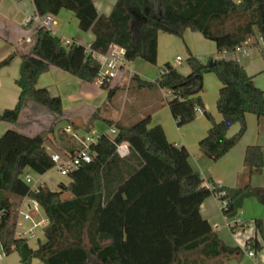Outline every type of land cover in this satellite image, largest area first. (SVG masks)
<instances>
[{
	"label": "trees",
	"instance_id": "obj_1",
	"mask_svg": "<svg viewBox=\"0 0 264 264\" xmlns=\"http://www.w3.org/2000/svg\"><path fill=\"white\" fill-rule=\"evenodd\" d=\"M32 1L39 14L55 16L62 9L73 12L78 28L93 35L92 51L104 53L117 44L124 48L128 62L140 58L155 64L159 32L179 38L186 30L198 32L215 44L217 54L234 52L249 37L264 40V0H116L108 15H99L93 0ZM14 56L11 53L0 60V68ZM20 57L15 81L20 89L18 100L13 108L0 112V122H17L26 100L55 115L63 114L60 96L37 86L39 77L50 68L90 83L99 72L96 58L85 52L83 44H64L60 36L42 28L34 32L32 43ZM208 61L188 50L187 74L165 62L166 70L154 81L134 75L128 85L171 91L172 95L162 100L178 127L202 113L210 127L199 140L198 150L216 162L245 132L247 113L264 117V90L255 86L253 76L237 59L213 58L211 66ZM207 73L220 82L216 100L219 121L202 99ZM123 77L126 80L127 74ZM112 82L100 84L108 97L119 88ZM105 121L115 134H99L89 144L91 160L70 170V182L59 183L57 191L43 183L33 188L25 180L26 168L41 175L54 167L45 136H27L13 128L0 136V244L5 255L17 252L22 264L35 258L44 264H225L243 251L226 246L217 237L202 218L200 206L216 195L225 201L222 215L235 219L248 197L264 205V186L247 182L233 188L205 187L200 172L188 161L186 147L169 142L160 125L149 126L150 114L130 124ZM235 124L238 131L228 135ZM122 143L129 148L125 157L117 153ZM81 147L79 142L76 151ZM74 154V150L67 152L68 158ZM243 164L248 177L261 173L262 147L247 146ZM63 192L71 197L62 198ZM24 198L35 200L47 219L45 241L36 249L29 246L27 238L15 236L18 207ZM253 222L262 231V221ZM243 226L233 223L230 229L235 232ZM245 245L255 253L261 250L255 238Z\"/></svg>",
	"mask_w": 264,
	"mask_h": 264
},
{
	"label": "crops",
	"instance_id": "obj_2",
	"mask_svg": "<svg viewBox=\"0 0 264 264\" xmlns=\"http://www.w3.org/2000/svg\"><path fill=\"white\" fill-rule=\"evenodd\" d=\"M115 1L93 0V3L99 15H108ZM34 12L35 7L32 0H0V60L11 53L15 54L8 65L0 68V112L13 108L18 100L20 89L15 81L19 76L20 56L30 46V44L22 41L27 30L25 18ZM55 17L61 21L58 29V34L61 38L82 44L90 43L93 40V35L90 31L82 32L78 28V20L73 12L62 9ZM185 43L195 55L217 53L215 45H211L198 32L186 30L182 40L159 32L157 37V57L160 64H164L169 60L173 61V52H176V56H181L185 59ZM252 48L256 47L252 46ZM223 54L226 59L231 58L229 56L230 53ZM255 60L242 58L241 64L247 73L253 76L255 86L264 90L263 74H261L264 69L260 64L255 67ZM131 63L129 62V66ZM122 73L112 82L113 85L117 84L119 88L114 95L108 97V91L98 86L95 82H83L65 71L50 68L48 72L43 73L39 77L37 86L46 87L51 95L60 96L63 114L60 116L55 115L36 102L26 100L17 122L12 124L0 122V136L9 128H13L27 136L43 135L47 139V151L50 154L58 155L61 159H66L68 158L67 152L69 150L77 152L78 138L84 139L85 132L93 129L98 121L106 123L105 120H120L123 123L130 124L141 119L150 110L148 113L150 114L149 126L160 125L169 142L186 147L189 152L188 161L195 170L200 172L204 179L203 185L205 187L233 188L244 185L247 182L254 187L264 186V168L261 173L248 177L243 164L245 150L250 145L262 147L264 161V117L258 118L254 114L247 113L245 115L246 129L239 141L221 159L213 162L198 150L199 140L206 135L210 127V122L202 113H198L193 121L178 127L168 106L159 100V97H162L161 89L140 88L134 83L128 85V80H124L123 77L127 72L123 71ZM212 75L211 73L204 75L203 85L205 84L209 89L207 93L202 92L201 95L206 109L216 121H219L221 115L216 109V100L220 82L217 79L215 80ZM135 76L146 81V79L140 78L136 73ZM123 82H125V85H122ZM154 90H158L159 95H156ZM114 103L120 104L122 111L119 115H108V112L106 113L108 110L107 105L113 104L115 106ZM15 124L20 129H17L14 126ZM111 129L113 128L108 126L110 133ZM238 129V124L233 125L229 129L228 135H233ZM106 131L102 129L101 134L107 133ZM72 133L77 137H73ZM128 152L127 143L118 145L117 153L120 157L127 156ZM45 174L46 172L41 174L35 183H43L52 191H57L59 183L57 186L51 187L45 179H42ZM69 182L70 179L67 177L65 182L60 183L68 184ZM61 196L62 198H70L71 194L63 192ZM26 200L27 198H24L21 202L26 203ZM35 214H32L33 222L41 221V226H37L41 227V233H37L35 227L32 229L33 236L27 238L28 244L32 249H36L40 243L45 241L43 227L47 223L46 218L39 214L36 215L40 218L35 217ZM200 214L203 219L207 220L217 237L226 246L243 249L249 238H255L260 244L261 250L255 253L254 258L242 251L240 254L236 253L233 255L225 264H264V205L255 197L251 196L244 200L235 219H229L222 215L220 201L216 195H211L202 202ZM37 218L39 219L37 220ZM254 219L262 221V231L256 229L253 222ZM231 220H238L239 225H244L243 228L232 232L230 229ZM30 239L33 240V243L30 242ZM0 264L22 263L17 252H12L0 258ZM30 264L44 263L35 258L32 259Z\"/></svg>",
	"mask_w": 264,
	"mask_h": 264
},
{
	"label": "built area",
	"instance_id": "obj_3",
	"mask_svg": "<svg viewBox=\"0 0 264 264\" xmlns=\"http://www.w3.org/2000/svg\"><path fill=\"white\" fill-rule=\"evenodd\" d=\"M55 25L54 16L52 14H39L36 11L25 18V26L26 33L23 37L22 41L31 44L32 37L34 32L38 28H42L51 32L53 35H57L56 31L53 29ZM62 42L64 44H68L71 42H75L76 44H82L80 42H76L73 40H69L66 38H62ZM85 48V52L91 54L94 58H96L99 64V72L96 79L93 81L98 86L104 81L112 82L116 80L120 74L124 71L127 72V80L134 76L132 71L128 69L129 62L125 56V50L122 46L117 44L110 45L109 49L104 53H98L91 50L90 43L83 44ZM257 47L262 48V52H264V40L261 37L253 39L249 37L245 40V42L236 47L235 51L230 53L233 59H236L235 54L239 53L242 56H246L248 54V47ZM181 57L176 56L175 61L177 63L181 62ZM165 67H162L160 70V74L165 71ZM168 97H170L171 91L167 92ZM68 130V128H66ZM111 134H115L114 129H111ZM73 137H77L74 133H72ZM78 141L82 144V147L70 158L61 159L58 155L52 154L51 158L54 162V167L60 174L67 175L70 170H73L80 166L82 163H87L91 160V154L89 152V144L85 143L84 139H79ZM95 142V141H93ZM26 182L30 183L31 179L28 174L25 175ZM37 184V183H36ZM41 185L42 183H38ZM221 188V187H217ZM219 194H222L220 192ZM27 202H21L18 207V217L15 228V236L29 238L33 236V228L37 226H41V221L33 222V213H38L41 209L38 203L35 200L27 198ZM221 207L225 205V201H220ZM26 208V210L24 209ZM42 210V209H41ZM43 212V211H42ZM23 221H30L33 223L32 227H26ZM239 223L238 220H231V224ZM243 251L247 253L250 257H255V252L250 247V245H244ZM5 256V252L1 249L0 258Z\"/></svg>",
	"mask_w": 264,
	"mask_h": 264
},
{
	"label": "rangeland",
	"instance_id": "obj_4",
	"mask_svg": "<svg viewBox=\"0 0 264 264\" xmlns=\"http://www.w3.org/2000/svg\"><path fill=\"white\" fill-rule=\"evenodd\" d=\"M234 1H236V0H234ZM54 19L56 20V23L53 26V29L56 31L57 35L60 36L58 34V29H59V25H60V22L61 21L57 17H55ZM184 35H185V33L183 34V37L182 38H179V37H176V38L182 40L184 38ZM171 36H173V35H171ZM207 41L210 42L211 45H213V46L215 45L212 41H209V40H207ZM247 49H248V54L246 56H242L239 53H236L235 54V57L239 61V63L241 64L242 58H246V59H249V60L256 59L254 61V66L255 67H258L259 64H260V65H262V67L264 69V60H263L264 52H262V48L261 47L260 48H257V47L256 48L248 47ZM188 50L192 53V51L190 50L189 46L185 43L184 44V54L186 55V58L188 56ZM175 53L176 52H173V58H174L173 61L172 60H169L168 62L173 67H175L178 71H180L182 74H187L189 72V68H188V66L186 65V62H185L186 58L184 59V58H182L180 56L181 59H182V61L180 63H177L175 61V58H176V54ZM193 55L196 56V57H198L199 59H201L203 61H207L210 58L213 59V58L224 57V54H217V53H210L209 55H195V54H193ZM229 56L231 58L233 57L231 54H229ZM162 67H163V64H160V62L158 61V57H157V60H156V63L155 64L145 62V61H143L140 58H136L135 60H133L130 66L128 64V69L132 71V74L135 75V73H136V74H138L140 76V78L146 79V81H154L160 75V70H161ZM211 74H213V73H211ZM261 74H263V76H262V82L264 83V70L262 71ZM212 76H213V78L215 80L217 79V77L214 74ZM203 86H204L203 87V93L204 92L207 93V91L209 89L208 86H205V84ZM160 91L162 92L161 93L162 94V97L161 98L159 97V100L162 103L163 100L168 97V95H167V92L168 91L167 90H163V89H161ZM158 92H159L158 90H154V93L156 95L157 94L159 95ZM162 98H163V100H162ZM107 108H108V110L106 111V113L108 112V115H111V116L112 115L113 116L114 115H119L121 113V111H122L121 105L120 104H117V103L115 104V106L113 104H108L107 105ZM149 111L150 110H148L146 114H148ZM21 120H23V119H21ZM14 126L17 129H20L17 124H15ZM102 129L107 130L106 132L108 134H111L109 132V130H108L107 124L104 121H98L97 124H96V126L93 129H89L87 132H85V135H84V141H85V143L90 144L93 141H95L97 139L98 135L101 134ZM79 134H80V132H79ZM24 173H28L29 176H30V179H31L30 186H32L33 188H36L39 184H36L35 181L38 178H40V175L34 173L33 171H31L28 168L25 169ZM67 177H68L67 175L60 174L55 168H52V169H50V170H48L46 172V174L43 176L42 179H45L51 187H55V186H57L58 183L65 182L66 179H67ZM24 209L26 210V208H24ZM36 214H39L40 216H43L45 218L44 213L42 212L41 209ZM36 214H35V217H39ZM39 218H37V220ZM23 222H24V224H25L26 227L27 226H32V223L30 221H23ZM40 228L41 227H35V231L37 233H41V229ZM30 242L33 243V240L30 239Z\"/></svg>",
	"mask_w": 264,
	"mask_h": 264
},
{
	"label": "water",
	"instance_id": "obj_5",
	"mask_svg": "<svg viewBox=\"0 0 264 264\" xmlns=\"http://www.w3.org/2000/svg\"><path fill=\"white\" fill-rule=\"evenodd\" d=\"M214 64V62H213V59L211 58V59H209V61H208V65H213Z\"/></svg>",
	"mask_w": 264,
	"mask_h": 264
}]
</instances>
